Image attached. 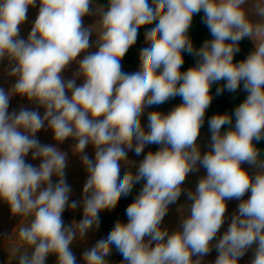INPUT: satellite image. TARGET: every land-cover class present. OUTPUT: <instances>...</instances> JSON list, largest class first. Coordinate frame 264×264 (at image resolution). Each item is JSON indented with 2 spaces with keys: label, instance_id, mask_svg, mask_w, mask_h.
<instances>
[{
  "label": "clouds",
  "instance_id": "clouds-1",
  "mask_svg": "<svg viewBox=\"0 0 264 264\" xmlns=\"http://www.w3.org/2000/svg\"><path fill=\"white\" fill-rule=\"evenodd\" d=\"M248 2L107 0L97 7L95 0H0V62L8 61L7 75L15 78L7 91L0 87V201L21 218L13 232L22 244L11 254L18 264H46L51 254L57 264H76L73 242L98 229L99 213L116 208L138 184L127 221H117L106 238L84 250L83 264H111L113 251L122 257L120 264H203L213 249L214 264H238L250 249L249 264H264V155L256 147L264 140V0H253L250 8ZM37 3L24 39L20 25ZM201 11L212 39L195 49L188 33ZM249 13L261 19L254 22ZM91 15L99 18L85 26L83 18ZM153 24L145 31L138 70L124 72L121 61L138 29ZM93 33L96 50L90 51ZM246 37L254 50L234 63ZM185 52L198 59L181 71ZM73 63L78 68L65 79ZM221 81L216 95L236 92L242 84L247 97L232 114L208 120L209 151L202 154L198 136L211 88ZM13 95L26 97L35 110L9 113ZM177 96L183 102L171 111L155 110ZM145 114L147 129L141 123ZM45 124L57 144L75 141L72 152L87 173L80 202L69 203L67 153L36 136ZM89 145L94 158L85 151ZM154 145L158 149L145 154ZM129 152L143 159L136 164ZM29 153L41 161L38 167L27 162ZM122 166L129 169L123 175ZM199 167L206 175L195 191H187L191 204L179 209L180 227L169 233L162 221L185 191L188 174ZM231 200L240 201L237 211L217 239ZM81 206L83 218L65 226V209Z\"/></svg>",
  "mask_w": 264,
  "mask_h": 264
},
{
  "label": "rangeland",
  "instance_id": "rangeland-1",
  "mask_svg": "<svg viewBox=\"0 0 264 264\" xmlns=\"http://www.w3.org/2000/svg\"><path fill=\"white\" fill-rule=\"evenodd\" d=\"M95 3L97 5V7L102 6L98 0H95ZM38 8H39L38 3H37L36 7H30L28 9V12H27L26 22L24 24L20 25V36L24 39L27 38L28 33L31 30L33 22H34L37 14H38ZM98 18L99 17L96 15L85 16L83 18V23L85 26L93 25ZM90 40L93 44V48L90 49V51H95L96 50L95 49V40H96V34L95 33L92 34ZM134 47L137 50L135 62H139V52L144 46L141 44V42L138 38H137L136 43L134 44ZM83 55L84 54L82 53L81 56L78 58H83ZM125 57H126V55H125ZM125 57L121 61L122 65H123V71L127 72V73H131V72L136 71L135 69L132 68L131 65L127 64V62L125 61ZM3 68L9 69V64H8L7 60L0 62V70ZM77 68H78V66L75 63H73L71 65V67L64 73V78L65 79L71 78L73 72H75L77 70ZM80 83H82V80H77V84L79 85ZM224 83H225V81L219 82L220 85H223ZM225 91L227 93L228 99L230 101H232L236 106H238L240 103H242L247 97V92H245L243 90L242 84L236 92H228L227 90H225ZM182 102H183L182 98L177 96L174 99H170L168 102L159 106V108L155 109V110H159L163 113H167V112L171 111L172 108L181 104ZM16 104H19V106H20L19 110L21 109V107H26V108L33 109V110H35V108H36L35 104L30 103L29 101H17L15 98L12 97L10 104H9V108H13ZM19 110L17 112H19ZM151 110H153V109H149V111H151ZM43 112H44V109L40 108L39 113L41 114V116L43 115ZM141 123H142V126L145 127V129H147V123H148L147 122V114H145L141 118ZM209 141H210L209 127L201 128L197 143L200 146V151L202 154L209 151ZM69 142H72V145L75 143V141H73L72 139H67L63 143L67 144ZM72 145H70L69 149L66 150L67 160H68V164H67V167L65 169L66 176H78L79 181H71L70 182L71 185H73V182H74L75 185L81 184L84 186V183L87 179V173H86V171H85V169L81 163L79 156L73 154ZM154 147L158 148L159 146H155V145L149 146L148 148L145 149V154L148 150H153ZM85 151L89 155V157L94 158L95 152H94V148L91 145H89ZM143 155L144 154L137 156V155H135L134 152H129L127 158H128V160L134 161L136 164H138L143 159ZM242 167L249 170V172L252 171L251 167L247 164H243ZM128 170L129 169L127 166H122L121 175H123V173L125 171H128ZM131 171L135 173L136 168L132 167ZM205 175H206V170L203 167H199L198 171L191 172L186 177V180L182 186L185 191L181 194L180 198L178 199V201L175 204H172L169 206V210H168V212H167L166 216L164 217L162 224H161V227L166 228L169 231V233L177 230L180 227L181 212L179 211V209L182 206H186V205L191 204V201H189L187 199V195H186L187 191L188 190L195 191L199 179L201 177H204ZM57 179H58L57 177H54L53 182L54 183L57 182ZM70 187H71V190L73 188H76L75 186H70ZM140 187H141V185L138 184L137 188H136L135 196H134L133 200L128 203V205L131 204L132 202H134L136 196L139 194ZM82 192H83V189L79 190L78 197L75 198L77 202L82 200V197L79 198L82 195ZM249 196H250V193H246L244 199H247ZM239 202L240 201H237V200L227 201L226 216L228 217V219L226 220L224 225L221 227V229L218 233L217 239H219V237L222 236L223 233L227 230L229 223H230V218H231L232 214H234L237 211V206H238ZM77 209H78L80 215H83L82 206L78 207ZM106 213H108V210H104V211L100 212L99 214H106ZM62 219L64 220L65 218L62 217ZM119 219H121V218H119ZM123 219H125V215L121 219V221H123ZM100 226H102V229H106L105 225H100ZM116 254H118V253L113 251L111 257L116 255ZM215 256H216V250L213 249L209 254H207L206 256L203 257V264H214V261L212 259H214ZM196 258L197 257H193V259H196Z\"/></svg>",
  "mask_w": 264,
  "mask_h": 264
},
{
  "label": "crops",
  "instance_id": "crops-1",
  "mask_svg": "<svg viewBox=\"0 0 264 264\" xmlns=\"http://www.w3.org/2000/svg\"><path fill=\"white\" fill-rule=\"evenodd\" d=\"M253 0H249L248 4L245 5V7L250 8L252 6ZM250 19H252L254 22L259 21L261 18L253 13H249ZM247 40L251 48L254 50V41L250 38H243ZM7 68H3L0 70V87L4 88L6 91L11 88V86L15 83L14 77H9L7 75ZM227 94V93H226ZM13 98H15L17 101H28L26 97H21L19 95H13ZM11 97V99H12ZM11 101V100H10ZM19 104H16L13 108H9L8 111L11 113L13 110L16 112L19 110ZM41 115V114H40ZM37 138L39 139L41 144L44 145H52L58 147L61 151L66 152L67 149H69L70 145H72V142H69L67 144L60 143L57 144V142L53 139V133L50 129H47V124H45V127L42 128L38 133H36ZM27 162L32 163L34 166H39L40 160H32L31 153L26 157ZM55 176L52 177L54 179ZM66 181L69 186H75L76 188H73L70 193L69 203L72 201H76L75 198L78 197L79 190L83 189V185L77 184L75 185L73 182V185H71V181H79L78 176H66ZM82 195L79 197L81 198ZM80 202V201H79ZM128 207V204L122 205V207L117 211L116 213V220L113 221L111 227H106V229H102V226H99L98 229L90 230L88 233H86V236L83 240H80L77 238L73 244L70 246L73 253L76 256V263L83 262L82 260V253L86 249H90L93 247L96 242L102 238H106L108 233L112 230L115 223L117 221L120 222H126L127 216H126V208ZM104 215V214H99ZM123 221L121 219L124 217ZM62 217L65 218L64 224L65 226L70 225L73 221H80L83 218V215H80L78 209L71 210L69 208H66L65 211L62 214ZM121 218V219H119ZM30 219V218H28ZM21 218L20 217H14L10 213L9 206L4 203L3 201H0V264H18V257L12 258V251L18 246H21L22 242L19 240L18 235L16 232H13V230L17 227V225L20 223ZM28 220H25L24 223L26 224ZM13 232V235H12ZM12 237L8 239L10 236ZM31 251V250H29ZM252 250L250 249L239 261L238 264H249L250 260L252 259ZM218 256V252L216 251V256L213 261ZM117 254L110 257L111 263L116 262ZM46 264H57V257L54 254H51L46 259ZM120 264V263H119Z\"/></svg>",
  "mask_w": 264,
  "mask_h": 264
},
{
  "label": "trees",
  "instance_id": "trees-1",
  "mask_svg": "<svg viewBox=\"0 0 264 264\" xmlns=\"http://www.w3.org/2000/svg\"><path fill=\"white\" fill-rule=\"evenodd\" d=\"M98 1L101 3L102 6L106 5L107 3V0H98ZM202 17H203V11H201L199 14H194L193 21H192V24L190 26L189 33H188L195 49H199L206 40L212 39L209 29L204 23H202ZM153 26L154 24L146 25L138 29V33H139L138 39L140 40L141 44L144 47L147 46L145 43V31L148 28L153 27ZM239 47H240V51L235 54L234 63H238L242 60H245L247 56L253 51L250 43L245 39H242L239 42ZM136 54H137V50L133 45L126 53L125 61L127 62V64L131 65L133 69L137 71L139 68V62H135ZM183 59H184V63L181 66V71H186L190 67H194L197 63V57H195L194 55H190L187 52L183 53ZM220 86L222 85L218 83V84H214L211 88V94L213 96V99H212V103L210 107L206 110L205 123L202 126V128L209 127L208 120L213 115L223 114V113L232 114L234 112V109L237 107L232 101L228 99L226 91H224L220 95H216V88ZM226 127L227 126H225V129H222V131L226 130ZM256 147L260 149L262 155H264V140H261L259 143H256ZM157 149H158L157 147H154L152 151H155ZM136 188H137V185L134 187L130 195L126 197H122L116 208H114L111 211H108V213L104 215H99L100 225L111 227L113 221L116 220L117 218L116 216L117 211L122 207V205L128 204L129 202L133 200L135 196ZM121 260H122V257L119 254H117L116 262H113L112 264H119ZM76 264H83V262L76 263Z\"/></svg>",
  "mask_w": 264,
  "mask_h": 264
},
{
  "label": "water",
  "instance_id": "water-1",
  "mask_svg": "<svg viewBox=\"0 0 264 264\" xmlns=\"http://www.w3.org/2000/svg\"><path fill=\"white\" fill-rule=\"evenodd\" d=\"M149 2L151 3V0H149Z\"/></svg>",
  "mask_w": 264,
  "mask_h": 264
}]
</instances>
